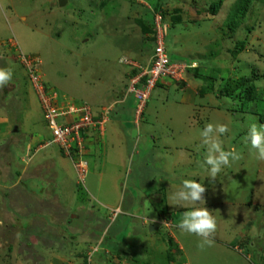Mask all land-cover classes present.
<instances>
[{"label": "rangeland", "instance_id": "374dc122", "mask_svg": "<svg viewBox=\"0 0 264 264\" xmlns=\"http://www.w3.org/2000/svg\"><path fill=\"white\" fill-rule=\"evenodd\" d=\"M217 1L65 0L59 6V0H0V68L12 72L10 83L0 88V120L7 125L0 126V172L8 178L24 169L29 176L20 187L34 197L19 198L22 210L8 194L0 198V264H36L50 247L56 252L52 264H89L90 256L91 264L104 256L103 264H264V161L245 140L253 124L263 127L257 116L264 113V5L254 1L227 39L226 18L235 0H223L216 16L207 15ZM155 13L163 14L170 58L195 60L196 67L180 86L167 78L162 82L168 85L157 84L139 117V133H128L132 123L121 122L125 137L113 140L109 120L102 156L88 152L85 144L75 153L86 162L81 167H74L54 143L33 148L34 135L39 145L49 143L51 135L18 54L31 58L28 63L36 65L39 80L64 107L81 100L97 106L102 96L109 103L107 98L125 87L132 74L133 67L120 61L139 67L152 55L153 30L144 32L138 20L155 24ZM177 17L180 22L174 21ZM240 41L243 51L233 58L230 52ZM242 77L254 78L259 93L257 106L245 112L238 101L219 94L220 79L233 87ZM128 115L120 113L119 121ZM16 122L23 126L12 136ZM209 123L227 125L220 142L241 155L214 181L208 177L207 147L200 136ZM110 138L112 148L105 143ZM25 148L40 153L24 161L37 153L27 158L20 154ZM45 156L46 162L30 174ZM184 179L204 185L205 204L197 206L208 208L217 220L213 244L203 250L199 237L174 228L191 210L169 199ZM162 212L172 216V225ZM12 220L26 231L9 225ZM169 234L183 249L175 245L171 262L166 258Z\"/></svg>", "mask_w": 264, "mask_h": 264}, {"label": "built area", "instance_id": "2783aa9c", "mask_svg": "<svg viewBox=\"0 0 264 264\" xmlns=\"http://www.w3.org/2000/svg\"><path fill=\"white\" fill-rule=\"evenodd\" d=\"M154 22V49L147 64L137 67L133 62L122 60V63L135 67L138 71L130 78L127 88V94L132 96L134 102L132 124L135 129L139 126V117L142 116L157 84L165 78L180 82L183 80L187 69L195 67L194 64L188 66L169 58L164 47V40L166 39L163 37L165 29L162 26V15L155 13ZM19 57L26 64L25 66L21 62L28 73L29 80L41 105L47 128L50 131L51 141L43 146L54 143L64 150V156L72 161L74 167L77 165L80 167L86 166L85 161L79 162L78 157L81 158V156L75 153L82 151L84 137L88 131L95 130L100 136L103 134L105 125L109 121V112L103 111L95 118L92 115L91 108L85 102L64 107L59 95L53 90H48L43 80H39L36 72H34L36 65L32 66L28 63L31 58L24 57L22 53L18 54Z\"/></svg>", "mask_w": 264, "mask_h": 264}, {"label": "clouds", "instance_id": "9594fccd", "mask_svg": "<svg viewBox=\"0 0 264 264\" xmlns=\"http://www.w3.org/2000/svg\"><path fill=\"white\" fill-rule=\"evenodd\" d=\"M120 62H122V60ZM192 64H194V62L186 65L190 66ZM133 69L136 70L137 74V69L135 67H133ZM189 69H187V71ZM131 77L132 76H130V78ZM11 80L12 72L10 70L0 68V88L8 85ZM182 81L174 83H181ZM262 129H264V127H258L257 124H253L249 128L245 140L246 143L250 144V148L255 150L256 158L264 161V130ZM227 131V125H214L209 123L200 133L202 143L207 147L205 165L207 166L208 177L213 181L225 167H230L232 162L241 159L240 153L237 152L235 148H231L229 150H225L223 148L219 137L225 134ZM205 192L206 188L203 184L197 182V180L184 179L181 187L173 191L169 197L173 205L191 209L184 212L182 219L178 222L176 227L179 228L183 233L192 234L199 237L200 242L198 243V247L201 250L212 246L213 237L217 230V220L211 214L210 210L206 207L197 206L205 204ZM89 264H91V256L89 258Z\"/></svg>", "mask_w": 264, "mask_h": 264}, {"label": "crops", "instance_id": "0c3cea01", "mask_svg": "<svg viewBox=\"0 0 264 264\" xmlns=\"http://www.w3.org/2000/svg\"><path fill=\"white\" fill-rule=\"evenodd\" d=\"M66 3V2H65ZM152 51H153V49H152ZM142 54H140V56H141ZM143 56V55H142ZM151 56V55H150ZM150 56H149V58H150ZM170 57V56H169ZM146 58V57H145ZM149 58L146 60V62H148V60H149ZM171 59V58H170ZM171 60H173V59H171ZM137 61V60H136ZM146 62H144L143 64H145ZM177 62V61H176ZM178 62H180V63H186V64H190V63H192V62H186V61H184V59H182V60H180V61H178ZM194 62V61H193ZM195 63V62H194ZM133 72H135V70L133 69V68H131V73L133 74ZM189 71H187V73H188ZM186 73V74H187ZM132 74H130L129 76H128V79H127V82L125 83V87H124V84L122 85V88H124V90L121 88L118 92L116 91V93L114 94V95H111V97H108L107 99L109 100V103H105L104 101L105 100H103V99H106L105 97H103L102 96V101H101V103L100 104H98L97 106H93L92 104H89L88 102H86L85 100H81L79 103H81V102H85L86 104H88L89 105V107L91 108V112H92V115H93V117H98L103 111H108L109 112V115H108V118H109V123H112V125L111 126H114V127H111L110 128V131H111V133H112V135H113V140L115 139V138H117V137H119L120 138V135H121V137H125V130H123V129H120L119 127L121 126V122H125L124 123V125H128V123H132V121H133V116H132V113H133V98L130 96V95H128V97H125L124 96V91H125V88H126V86H127V84H128V80H129V78H130V76H132ZM186 74H185V76H186ZM99 80V79H98ZM161 83H163V82H161ZM160 83V84H161ZM177 86H180L182 83H175ZM166 85H168V83H163V84H161V86H159V87H162V86H166ZM53 88V87H52ZM55 89V88H54ZM129 111V115H128V117L127 118H124V119H121L120 121H119V119H120V116H119V114L121 113V114H125V112H128ZM3 121L5 120V119H2ZM3 121L1 122V120H0V126H7V125H5V123H3ZM19 122V121H18ZM18 122H16V125H15V128H14V131L12 132V133H10V135H19V132H20V128L18 127V126H23V124H20V123H18ZM115 126H117V128H115ZM47 129V128H46ZM35 130H36V128H35ZM132 130H136V133L138 134L139 133V131H138V128L137 129H135L134 128V125L132 124V128H130L129 130H128V133L130 132V131H132ZM104 132H105V134L107 133L106 131H105V129H104V131L102 132L103 134L100 136L95 130H90V131H88L87 133H86V135H85V137H84V145L86 144V149H87V151L89 152H94V155L95 156H97V157H101L102 156V147L104 146V142H103V136H104ZM18 133V134H17ZM36 136H37V134H36ZM35 135H34V137L36 138V140L34 141L35 143H34V145H33V148H38V149H41V146H43V145H39L37 142H38V138H39V136L38 137H36ZM16 137H18V136H16ZM121 139V138H120ZM108 140V142L110 143V144H108L107 142H105L110 148H112V142H111V138H110V140L109 139H107ZM112 140V141H113ZM18 144L19 145H17L18 147H21V145H20V143L18 142ZM32 144V143H31ZM31 144L29 145V147L31 146ZM45 144V143H44ZM23 148H24V146H23ZM38 149H35V150H32L33 152H31V153H35L36 151H37V153H35L32 157H29V154H31L30 153V149L29 148H25L23 151H21V153L20 154H22V155H24L25 157H29V159H27V160H24V161H28V160H32V158L34 157L35 159H36V154H39L40 152H39V150ZM27 157V158H28ZM46 158V156L45 157H43V158H41L40 160H38V163H36V164H34V166L31 168V172H30V170H29V172H30V174H33V173H36V171L38 170V168L40 167V166H38L37 164H42V163H44V162H46L45 159ZM34 159V160H35ZM61 160V159H60ZM64 167V166H63ZM2 171L0 172V186H1V188H2V190H0V198H2L4 195H6V194H8V198H11L13 201H16L17 202V206H19L18 208L19 209H21L22 210V208L25 206V205H23L24 203H19V198H22L23 197V195H25V197L26 196H30V197H33V196H31L30 194H28V192L27 191H25L24 190V188H22V187H20V184H21V179H23L25 176H29V174H28V172H25V170L24 169H22V172L20 173V174H16V175H14V173L12 172V174L14 175H10L8 178L7 177H5V176H3L2 175ZM103 172H98L97 174H102ZM28 174V175H27ZM34 176H36V174H34ZM100 176V175H99ZM30 192V191H29ZM3 194V195H2ZM13 197H11V196ZM34 198V197H33ZM25 202H27V200H26V198H25ZM6 210H8L7 209V206L6 207H4ZM167 212H163V217L165 218V220L167 221V216H169V214L167 215L166 214ZM162 216H158L159 217V222H160V225L163 223V218H162ZM171 219H169L168 221L170 222V224L172 225V220H174L173 218H172V216L170 217ZM177 219V218H176ZM142 220L144 221V220H147V221H149L148 219H144L143 217H142ZM178 221H180L179 219L177 220V223H176V225L178 224ZM166 223V222H165ZM143 224H144V222H143ZM9 225H11L12 227H16L17 228V231H20V230H24V231H26V228L25 227H21V226H19V222L18 223H16V221H14V220H12L10 223H9ZM144 225H146V224H144ZM173 227V226H172ZM174 228H177V227H174ZM12 231H14V229L12 228ZM34 234V233H33ZM39 236V235H38ZM169 237H171L172 239H173V241H174V244H176V246H177V250L178 251H180L179 249H181V247L179 246V244H178V240L176 239V238H174V236H172L171 234H169L168 235ZM39 241V238L37 237V242ZM183 249H181V251H182ZM42 253H44V251L42 252ZM56 254V252L55 253H53V251H52V247H50V249L47 251V255H43V256H41V257H43V258H40L39 260H38V262L36 263V264H52L51 263V261H50V259H53V258H56V257H51V255H55ZM41 255V254H40ZM78 255V256H77ZM76 256L77 257H79V254H77ZM83 257H86V256H83ZM105 257V256H104ZM103 257V258H104ZM100 258V259H99ZM97 257V261H96V263L98 264H103L104 263V261H102L103 260V258L102 257ZM82 259H84V258H82ZM84 261H85V259H84ZM54 262H58V259H54ZM103 262V263H102ZM83 264H85L84 262H82ZM124 264H125V262H123ZM131 263H132V260H131ZM66 264H68V263H66ZM78 264H81V262H79ZM135 264H138L137 262H135Z\"/></svg>", "mask_w": 264, "mask_h": 264}, {"label": "trees", "instance_id": "16d2710c", "mask_svg": "<svg viewBox=\"0 0 264 264\" xmlns=\"http://www.w3.org/2000/svg\"><path fill=\"white\" fill-rule=\"evenodd\" d=\"M223 0H218L217 2H211L209 7L206 9L207 15L210 16H216L220 10L221 3ZM256 0H235L233 5L231 6V9L229 10L228 16L226 18V25H225V32L223 34L224 38L230 39L233 36V33H235V30H237L241 23L243 22L244 18L247 16L253 2ZM261 3L264 5V0H260ZM159 6L155 7V10L159 12ZM163 16V14H162ZM138 23H141L142 29L144 32H150L154 28V24L152 21H149V25L146 26L145 20H138ZM175 22H180V18H174ZM151 28V29H149ZM154 34V32H153ZM151 42L154 44V39L151 40ZM244 43L242 41L238 42L234 49L231 50L230 54L233 58H236L238 54H240L243 51ZM215 56H208L205 59H213ZM195 61V60H192ZM136 74L133 72L132 76ZM213 82V81H212ZM212 82H209L210 86L212 85ZM220 90L219 94L222 97L231 99L233 101H238L241 106V110L243 112L249 110L252 107L257 106L256 102L258 101V90L254 83V78H248V77H242L239 80H237L233 87L229 86L225 79H220ZM209 89L211 87H208ZM132 97V96H131ZM134 114V102H133V113ZM259 119L260 124L264 127V113H258L257 116ZM163 215V212H162ZM168 218V217H167ZM169 220V218L167 219ZM167 252H166V258L168 262L174 261L173 248H175L174 241L171 237L168 236L167 241ZM177 264H183V261Z\"/></svg>", "mask_w": 264, "mask_h": 264}, {"label": "water", "instance_id": "95a60500", "mask_svg": "<svg viewBox=\"0 0 264 264\" xmlns=\"http://www.w3.org/2000/svg\"><path fill=\"white\" fill-rule=\"evenodd\" d=\"M65 0H59V6H62ZM136 134V130H132V135ZM153 227H150L149 230H152Z\"/></svg>", "mask_w": 264, "mask_h": 264}]
</instances>
